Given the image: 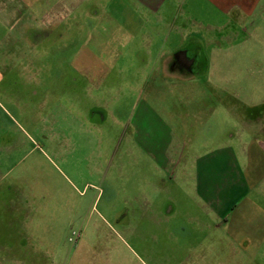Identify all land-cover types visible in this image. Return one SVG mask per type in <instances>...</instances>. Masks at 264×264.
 <instances>
[{
	"label": "rangeland",
	"instance_id": "rangeland-1",
	"mask_svg": "<svg viewBox=\"0 0 264 264\" xmlns=\"http://www.w3.org/2000/svg\"><path fill=\"white\" fill-rule=\"evenodd\" d=\"M59 24L28 30L21 42L18 28L0 27V264H154L133 228L152 204H192L195 185L193 168L159 160L133 134L138 124L141 134L155 132L139 119L142 101L155 99L162 117L168 105L153 97L163 83L151 76L147 50L159 46L147 34L163 19L147 16L138 0H79ZM232 42L213 59L240 61L250 89H263L264 28ZM218 69L230 67L208 74ZM210 87L186 82L187 97L175 104L199 108Z\"/></svg>",
	"mask_w": 264,
	"mask_h": 264
},
{
	"label": "crops",
	"instance_id": "crops-1",
	"mask_svg": "<svg viewBox=\"0 0 264 264\" xmlns=\"http://www.w3.org/2000/svg\"><path fill=\"white\" fill-rule=\"evenodd\" d=\"M78 1L0 0V27L8 34V29L18 28L15 40L21 42L28 30L59 27L65 14L75 12ZM138 1L147 16L163 19V27L147 34L151 41L157 35L160 43L148 46L146 59L154 65L151 76L163 83L161 95L153 97L169 101L164 117L155 99L142 101L144 107L139 111L138 106V111L145 116L139 119H146L147 128L154 126L155 132L141 134L138 124L133 134L138 132L136 143L159 160L184 166L183 171L193 168L195 185L190 187V205H150L133 228V237L147 248L144 252L154 264H264V85L253 92L245 64L232 59L221 63L212 56L233 49L236 33L264 28V0ZM11 39L5 42L10 49ZM17 60L20 66L28 65ZM215 65L230 70L208 74ZM192 80L211 82V93H202L199 108H178L175 103L187 97L186 82ZM220 96L226 99L223 105L218 100L207 106L208 97ZM191 125H196L195 136L188 133Z\"/></svg>",
	"mask_w": 264,
	"mask_h": 264
},
{
	"label": "flooded vegetation",
	"instance_id": "flooded-vegetation-1",
	"mask_svg": "<svg viewBox=\"0 0 264 264\" xmlns=\"http://www.w3.org/2000/svg\"><path fill=\"white\" fill-rule=\"evenodd\" d=\"M178 58H181V56H179ZM187 64V63H186ZM188 65V64H187Z\"/></svg>",
	"mask_w": 264,
	"mask_h": 264
}]
</instances>
